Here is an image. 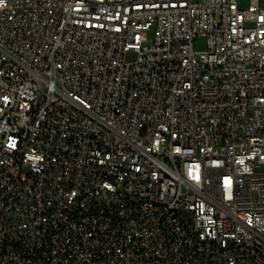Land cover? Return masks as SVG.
Instances as JSON below:
<instances>
[{"label":"built area","instance_id":"1","mask_svg":"<svg viewBox=\"0 0 264 264\" xmlns=\"http://www.w3.org/2000/svg\"><path fill=\"white\" fill-rule=\"evenodd\" d=\"M0 264H264V0H0Z\"/></svg>","mask_w":264,"mask_h":264},{"label":"rangeland","instance_id":"2","mask_svg":"<svg viewBox=\"0 0 264 264\" xmlns=\"http://www.w3.org/2000/svg\"><path fill=\"white\" fill-rule=\"evenodd\" d=\"M196 48L197 49H202V48H204V43L203 42H198L197 44H196ZM133 57V55H131L129 58H132Z\"/></svg>","mask_w":264,"mask_h":264},{"label":"snow or ice","instance_id":"3","mask_svg":"<svg viewBox=\"0 0 264 264\" xmlns=\"http://www.w3.org/2000/svg\"><path fill=\"white\" fill-rule=\"evenodd\" d=\"M12 146H14V144Z\"/></svg>","mask_w":264,"mask_h":264}]
</instances>
